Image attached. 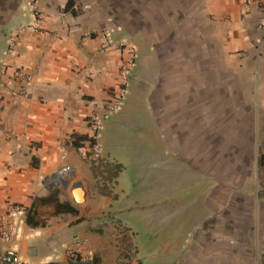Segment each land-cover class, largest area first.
<instances>
[{"label": "crops", "instance_id": "1", "mask_svg": "<svg viewBox=\"0 0 264 264\" xmlns=\"http://www.w3.org/2000/svg\"><path fill=\"white\" fill-rule=\"evenodd\" d=\"M68 1H21L0 20V81L8 82L18 68L33 75L27 95L20 94L19 84L0 89V200L10 199L29 210L9 246L39 264H253V258L264 264V171L257 169L255 179L250 173L248 195L239 187L234 204L238 228L232 241L218 230L211 234L208 228H199L215 212L218 223L224 219L219 216L225 210L220 205L225 203L224 183L220 189L219 179L217 184L209 181L208 160L185 165L209 183L199 204L206 216L188 234L178 228L161 232L157 219L163 212L172 213L168 204L177 199L157 177H129L124 162L102 144L100 132L97 141L103 155L124 169L112 182L98 180L92 163L72 145V137L90 136L89 117L106 119L126 52L103 49L100 36L85 35L108 30L114 42L123 41L106 23L104 5L73 0L66 11ZM216 1L223 4L225 48L232 61L241 71L249 68L264 88V38L257 1L250 9L240 0ZM34 4L42 12L40 31L30 28ZM11 41L15 45L9 50ZM169 145L172 150L176 142ZM254 154L260 159L264 147H257ZM65 167L70 173L57 176ZM98 186H105L106 192ZM149 186L164 187L165 199L146 200ZM78 196L82 203L76 202ZM152 204L151 212L147 207ZM77 241L84 243L83 253L73 256Z\"/></svg>", "mask_w": 264, "mask_h": 264}, {"label": "rangeland", "instance_id": "2", "mask_svg": "<svg viewBox=\"0 0 264 264\" xmlns=\"http://www.w3.org/2000/svg\"><path fill=\"white\" fill-rule=\"evenodd\" d=\"M21 1L25 0H0V20ZM98 1L108 12L106 23L135 48L137 56L121 109L102 121V144L124 162L129 177H157L177 199L168 204L173 212H163L157 219L165 233L178 228L188 234L202 223L206 210L199 204L209 183L185 165L208 160L209 181L217 184L219 179L220 189L224 183L225 203L220 205L225 210L219 215L224 219L218 223L215 212L199 228H208L211 234L218 230L227 241L234 240L239 187L248 195L250 173L255 179L257 169L264 171L253 155L257 147H264V106L257 105L264 103V88L249 68L241 71L235 65L225 48L223 4L216 0ZM173 141L177 152L170 150ZM163 190L162 186L145 188L146 200L165 199ZM153 206L147 210L152 212ZM253 264L262 261L253 258Z\"/></svg>", "mask_w": 264, "mask_h": 264}, {"label": "built area", "instance_id": "3", "mask_svg": "<svg viewBox=\"0 0 264 264\" xmlns=\"http://www.w3.org/2000/svg\"><path fill=\"white\" fill-rule=\"evenodd\" d=\"M248 9L252 6L254 1H257L258 10L260 12V25L259 28L264 38V0H240ZM33 24L30 28L35 31L41 30L42 22V12L38 7L33 5ZM87 37H94L95 35L100 36L103 40V49L117 48L120 51H125L126 56L122 58L120 64V75L119 82L116 89L112 92L111 101L106 109L105 118L110 114L117 112L121 109L123 101L126 98L129 86L131 82L133 68L136 64V50L130 45L127 40L120 41L118 43L114 42L108 30L102 33L87 32L85 34ZM15 45L14 41L9 44V50ZM33 81V75L26 72L23 68H18L14 70L13 74L9 77V81H0V89L8 88L10 85L19 84L18 90L20 94L27 95V86ZM102 117L93 115L89 117V128L90 137L96 140V143L92 144L91 141H86L83 147L77 148L78 152L88 159L93 167H100L98 173V180L103 181L102 175L104 171V165L109 162V160L103 155L102 147L98 143V135L101 130ZM15 137V136H14ZM9 138H13L9 135ZM70 167H65L60 170L57 176H67L70 173ZM28 208L10 199L0 200V264H39L35 261L23 259L18 252L10 247L9 245L17 238L19 227L22 221H25L28 215ZM84 243L82 241H77L75 243V249L71 250L72 255L76 256L82 254ZM86 258L90 256L89 253H85Z\"/></svg>", "mask_w": 264, "mask_h": 264}, {"label": "trees", "instance_id": "4", "mask_svg": "<svg viewBox=\"0 0 264 264\" xmlns=\"http://www.w3.org/2000/svg\"><path fill=\"white\" fill-rule=\"evenodd\" d=\"M72 2L73 0H69L66 7H65V10L68 11L70 6L72 5ZM74 12V10H73ZM91 141L92 144L96 143V140H94L93 138H91L90 136L88 135H74L72 137V145L76 148H80V147H83L85 145V142L86 141ZM260 165L261 166H264V154L261 155L260 157ZM105 171H106V175L104 176V180H107V181H110L112 182L114 179H116L119 174L123 171L124 169V166L122 164H105ZM99 168L100 167H93V170L95 171L96 173V177L99 173ZM99 187V186H98ZM106 189L105 186L103 188L100 187V190L105 193L106 192Z\"/></svg>", "mask_w": 264, "mask_h": 264}, {"label": "water", "instance_id": "5", "mask_svg": "<svg viewBox=\"0 0 264 264\" xmlns=\"http://www.w3.org/2000/svg\"><path fill=\"white\" fill-rule=\"evenodd\" d=\"M76 202L82 203L83 202V198L81 196H78V198L76 199Z\"/></svg>", "mask_w": 264, "mask_h": 264}]
</instances>
